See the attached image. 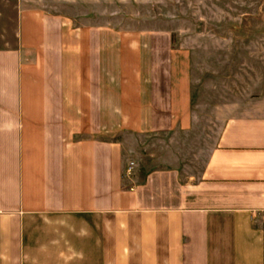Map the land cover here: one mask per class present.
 <instances>
[{
	"label": "crops",
	"instance_id": "0c3cea01",
	"mask_svg": "<svg viewBox=\"0 0 264 264\" xmlns=\"http://www.w3.org/2000/svg\"><path fill=\"white\" fill-rule=\"evenodd\" d=\"M17 6L0 264H264V67L247 79L167 28Z\"/></svg>",
	"mask_w": 264,
	"mask_h": 264
},
{
	"label": "rangeland",
	"instance_id": "374dc122",
	"mask_svg": "<svg viewBox=\"0 0 264 264\" xmlns=\"http://www.w3.org/2000/svg\"><path fill=\"white\" fill-rule=\"evenodd\" d=\"M19 2L121 29L167 28L219 69L246 61L247 79L264 67V0H0V43L15 39Z\"/></svg>",
	"mask_w": 264,
	"mask_h": 264
},
{
	"label": "built area",
	"instance_id": "2783aa9c",
	"mask_svg": "<svg viewBox=\"0 0 264 264\" xmlns=\"http://www.w3.org/2000/svg\"><path fill=\"white\" fill-rule=\"evenodd\" d=\"M133 164H134V161H131V163H130V165L128 166V169H127V173H128V174H132Z\"/></svg>",
	"mask_w": 264,
	"mask_h": 264
}]
</instances>
